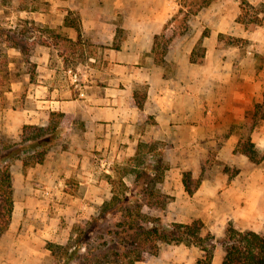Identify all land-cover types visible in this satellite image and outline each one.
Here are the masks:
<instances>
[{
  "label": "crops",
  "instance_id": "1",
  "mask_svg": "<svg viewBox=\"0 0 264 264\" xmlns=\"http://www.w3.org/2000/svg\"><path fill=\"white\" fill-rule=\"evenodd\" d=\"M178 1L29 0L33 6L18 8L74 46V72L82 80L83 95L70 80L72 69L64 65L67 50L39 43L29 57L35 65L33 78L25 73L0 94V131L12 139L19 138L24 123L46 125L49 111L71 118L42 163L25 170L19 159L11 164L14 209L0 237V264H35L29 238L52 235L45 225L35 226L32 200L24 197L34 189V178L41 188L57 193L62 202L56 205L66 219L88 218L111 195L105 174L113 176L128 164L139 143L148 144L143 156L160 152L168 164L158 182L171 196L162 209L166 220L215 218L242 222V228L264 221V164L234 153L245 124L255 147H264V119L252 125L251 116L263 98L264 66L257 69V56L264 55V25L245 27L237 21L240 0H213L188 17V30L163 52L162 39L156 56L154 36L173 34L169 20ZM205 28L203 61L191 62L190 53ZM219 34L241 41L225 44L218 41ZM211 154L233 167V174L219 169L207 175L210 170H202L201 162ZM184 172L194 179L203 172L191 195L182 183ZM123 180L132 185L134 173ZM42 255L49 260L50 251L42 247ZM221 260L215 248L212 264Z\"/></svg>",
  "mask_w": 264,
  "mask_h": 264
},
{
  "label": "trees",
  "instance_id": "2",
  "mask_svg": "<svg viewBox=\"0 0 264 264\" xmlns=\"http://www.w3.org/2000/svg\"><path fill=\"white\" fill-rule=\"evenodd\" d=\"M212 1L179 0L177 10L169 22L182 26L179 30L174 29L173 34L167 38L163 35L154 36L153 50L156 51V56L161 53L160 39H164L163 52L188 30V17ZM260 6L264 7V3H260ZM240 9L237 21L245 27L263 24L256 16L259 11L254 4L240 0ZM250 10L253 11V18L248 19L246 14ZM72 19L70 21L73 23ZM25 32L0 25V35L3 37L1 43L5 47L16 48L26 62L30 61L31 47L35 43L57 45L56 40L51 41L47 36L29 42L30 38ZM50 34L54 36L51 31ZM207 34L208 29L205 28L190 53L191 62L203 61L202 38ZM58 37L64 42L68 41L66 37ZM223 37V34H219L218 41L223 40ZM238 41L241 40L229 37L225 44H235ZM257 60V69H260L264 66V55H258ZM3 83L0 77V94L8 88L3 87ZM251 116L252 125L264 119V91L262 101L254 104ZM64 117L63 112L49 111L46 125L24 123L18 139H12L0 132V237L7 231L14 209V186L10 169L12 162L21 160L23 170L42 163L47 151L64 132L61 124ZM147 147V143H139L135 156L128 159V164L116 169L113 176L105 174L111 186L110 197L97 206L94 215L81 218L73 225L72 233L65 244L46 242L45 247L53 258L52 264H135L156 255L163 242L197 247L200 255L192 264H212L217 243L224 252L220 264H264V234L241 229L228 221L222 235L216 238L211 231L205 230L200 219L163 222L159 215L145 211L144 208L163 209L171 199L158 186L168 164L162 160L160 152L154 156H143L142 152ZM234 153L246 155L254 164L264 161V150L260 153L248 135L240 137ZM130 163H134V167L131 168ZM131 171L134 173V182L129 186L124 182L123 176ZM200 181V178L194 179L188 172H184L182 177L184 189L190 195L197 189Z\"/></svg>",
  "mask_w": 264,
  "mask_h": 264
},
{
  "label": "rangeland",
  "instance_id": "3",
  "mask_svg": "<svg viewBox=\"0 0 264 264\" xmlns=\"http://www.w3.org/2000/svg\"><path fill=\"white\" fill-rule=\"evenodd\" d=\"M260 3L262 2L254 4L257 8V11H259L258 15L256 16L264 24V7L260 6ZM23 4L28 6L29 4L32 5L31 3H29V0H0V25L6 28L15 27L17 30H25L26 35L30 38L29 42H31V40L37 41L44 35H46L47 38H51V41L57 40L56 44H59L61 47L67 50V53L66 55H64L63 60L64 65L72 69L70 72V80L72 82L71 74L74 73V63L76 61V51L74 49V46L70 45L68 41L62 44L61 40L57 39L58 37L52 36L44 27L33 23L31 17H29L25 13L17 12L18 8H20V6H22ZM39 4H41V6L43 7L42 1H39ZM246 17L248 19L253 18V11L250 10L246 14ZM174 26L176 30H179L182 25L176 23ZM251 26L254 25L251 24ZM50 35L52 37H50ZM2 38V35H0V77L4 81L2 86H9L10 81L13 79H23L25 73H29V75L31 74L30 79H32L33 75L35 74L34 63L30 59L29 62H26L16 49L5 47L1 43ZM223 41L228 42V39L223 37ZM34 45L31 48H33ZM80 58H82L81 55ZM72 84L74 86L73 82ZM74 88L78 89L75 86ZM70 119L71 118L69 116H65L61 120L62 126L70 121ZM248 128L249 126L247 124L243 126L242 137L247 136ZM263 150L264 147L262 149H258L260 153L263 152ZM261 164H264V162H261ZM201 168L202 170H205V168L210 170V173H208L207 175H212L219 169L224 168L225 170H228L229 175H232V173L234 172L233 167L228 165L224 166L221 161L214 156V154H211L210 156L202 159ZM202 174L203 172L201 173L200 178ZM100 175L103 177V174ZM32 181L34 184V189L29 190L24 194L25 199L29 196V199L32 200V204H30L32 210L31 212L33 214L32 219H34V222L36 224L35 226L37 228H42L41 226L45 225L46 227L51 229L52 234L39 235V233H36V236L31 235V237L29 238L33 241L32 249L34 250V255L36 258L35 264H52L53 258L51 255L49 257V260L46 256L44 257L42 255V247H45L47 241L65 244L72 233L73 225L78 223V221L82 217L78 216L75 219H66V216L64 214L59 213L58 206L56 205V203L62 202L60 201V199H57V193H55V191H53L52 189H47L45 187L41 188V186H39L41 181H39L37 178H34ZM68 181V183L70 184V188L74 191V179L70 178L68 179ZM144 210L151 214L159 215L163 222H169V220H166L162 216L164 214V210H162V208H154V211L147 208H144ZM228 221H232L241 229L254 230L256 232H259L260 234H264V221H257L252 224L250 223L253 228H242V222L239 223L234 220H227L225 222L219 221L215 218H210L202 222L204 224L205 230L211 231L216 238H219L222 235ZM59 227L60 229H58ZM215 248H217L218 252L223 256V249L218 243L216 244ZM199 252V249L192 245L187 246L183 243L173 244L163 242L160 244L158 253L156 255L151 256L145 262H136L135 264H189L199 255Z\"/></svg>",
  "mask_w": 264,
  "mask_h": 264
},
{
  "label": "built area",
  "instance_id": "4",
  "mask_svg": "<svg viewBox=\"0 0 264 264\" xmlns=\"http://www.w3.org/2000/svg\"><path fill=\"white\" fill-rule=\"evenodd\" d=\"M71 79H72V82L74 83V86L78 88L79 95L82 96L83 95L82 80L80 79V76L76 72H74L71 74Z\"/></svg>",
  "mask_w": 264,
  "mask_h": 264
}]
</instances>
